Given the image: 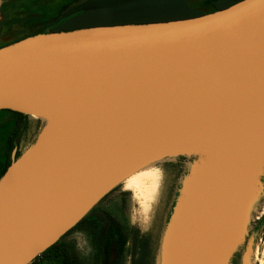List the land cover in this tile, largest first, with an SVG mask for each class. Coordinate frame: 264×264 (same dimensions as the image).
I'll return each instance as SVG.
<instances>
[{"label":"water","instance_id":"obj_1","mask_svg":"<svg viewBox=\"0 0 264 264\" xmlns=\"http://www.w3.org/2000/svg\"><path fill=\"white\" fill-rule=\"evenodd\" d=\"M5 110L59 121L18 169L14 149L0 180V264H31L158 154L217 131L245 139L262 130L264 0L2 47Z\"/></svg>","mask_w":264,"mask_h":264},{"label":"rangeland","instance_id":"obj_2","mask_svg":"<svg viewBox=\"0 0 264 264\" xmlns=\"http://www.w3.org/2000/svg\"><path fill=\"white\" fill-rule=\"evenodd\" d=\"M86 1L88 0H2L0 44L15 43L46 25L47 29L43 34H49L64 17L70 15ZM201 2L202 0H192L197 8L204 9ZM25 121V130L19 133L14 142V149L20 153V158L14 165L35 150L43 128L42 122L31 116H27ZM14 126L13 115L0 111V163L3 162L2 156L7 148V139ZM231 148L234 147L222 144L212 149L205 143L186 153L165 156L148 167L153 174L157 173L156 192L150 199L144 202L138 198L135 191H130L124 185H119L96 208L110 212L130 228L139 229L149 239L154 254V264H157L164 242L171 244L173 236L177 235L178 230L181 233L183 228L181 221L183 213L181 212L186 200L194 195L195 190L198 191L196 187L204 185L203 180L206 177L209 178L208 174L217 173L219 160L222 158L219 154H222L223 151L227 154ZM259 159L253 170L254 190L255 193L262 191L264 195V146ZM191 202L194 203V201ZM263 206L264 197L259 204L262 215L259 219L256 217L251 221L244 233L236 236V243L231 251L226 252L227 254L222 253V262L224 261L222 264H238L237 259L233 263V256L236 254L248 256L250 258L248 264H264ZM221 227L225 226L221 224ZM220 229L210 233L215 237L211 247L216 250L218 249L216 238H224L225 242L229 239V234H225V236L217 234ZM71 230L65 240L75 245L84 264H94V250L90 235L84 231ZM184 258L185 255L182 257L181 253V263ZM130 262L131 259L128 264Z\"/></svg>","mask_w":264,"mask_h":264},{"label":"trees","instance_id":"obj_3","mask_svg":"<svg viewBox=\"0 0 264 264\" xmlns=\"http://www.w3.org/2000/svg\"><path fill=\"white\" fill-rule=\"evenodd\" d=\"M242 1L244 0H202V9L197 8L192 0H88L68 15L71 17H64L50 33L188 20L228 9ZM46 29L47 25L26 38L43 34ZM8 45L11 44H0V48ZM1 112L12 114L15 126L9 134L7 148L2 156L3 162L0 163V180L14 163V142L19 133L25 130L27 117L7 110ZM19 158L20 153L17 151L15 160ZM72 230L84 231L90 235L94 264H128L130 259V264H154L149 239L139 229L130 228L108 211L93 208ZM68 233L31 264H84L75 245L65 240ZM243 257L244 254L234 255L233 263L237 259L238 264H243Z\"/></svg>","mask_w":264,"mask_h":264},{"label":"bare ground","instance_id":"obj_4","mask_svg":"<svg viewBox=\"0 0 264 264\" xmlns=\"http://www.w3.org/2000/svg\"><path fill=\"white\" fill-rule=\"evenodd\" d=\"M31 117L40 120L43 125L35 148L39 149L52 135L59 124V121L56 117L51 115H31ZM262 125H264V120L263 124L261 123L260 125L262 128V130L259 131L260 133L258 132L255 136H250L245 139L234 137V135L222 136V131H217L216 133L206 134L195 140L172 147L134 169L120 181L118 186L124 185L128 190L135 191L138 198L144 200L145 202L153 196L157 187V173L155 172L156 175L153 174L148 168L149 165L161 160L165 156L186 153L188 150L197 148L198 146H201V144L205 143L207 147L212 149L222 144L234 147L231 148V151L227 154L224 151L222 154H219L222 158L219 160L220 162L217 173L208 174L207 176L209 178L206 177L203 180V182H205L204 185L196 187L198 188V191L195 190L194 192V195L201 194L200 196H197L198 200H196V203H198V207L201 209L203 214L207 216V204L211 202L210 200H212V203L214 207L217 208V211L220 212V210H222L223 214L221 216V220L218 225H212V223L209 224L205 220L203 222L204 225L200 227V229H202V233L200 235L194 234L187 242V244L191 246L193 257L195 258H197V250L200 246L208 247L207 250L203 251L201 257L199 256L200 261H193L192 264H222L224 262H222V253L225 254L226 252L231 251L236 243V236L244 233V231L247 230L249 223L256 217L259 219L262 215L260 212L261 210L259 209V204L264 195L262 191L255 193V177L253 174V170L260 160L259 156L264 146V127H262ZM31 155L32 154L30 153L19 161L15 166L16 169L24 164ZM217 193L224 195L223 200H217ZM185 206L190 208L188 200H186L183 208L181 207L182 211L185 209ZM191 207L193 208L194 204L191 205ZM221 224L225 227H221ZM218 228L221 229L217 234L219 236L229 234V239L225 242L224 238H216L218 249H210L208 245L211 242V239H213V236L211 235L210 237L208 234H210L213 230H218ZM183 233V229L181 230V233L178 230L177 235L173 236L171 244H167L166 241L164 242L162 250L159 252L160 254L157 259V264L180 263L181 253L182 257L184 255V250L182 247L180 248L179 245L181 240L180 235H183ZM204 242L207 243L205 244Z\"/></svg>","mask_w":264,"mask_h":264},{"label":"flooded vegetation","instance_id":"obj_5","mask_svg":"<svg viewBox=\"0 0 264 264\" xmlns=\"http://www.w3.org/2000/svg\"><path fill=\"white\" fill-rule=\"evenodd\" d=\"M1 14L2 11H0V28H1ZM218 194V198L217 200H223L224 195L221 193H217ZM200 196L201 194H196V195H192L191 198H188V202L190 204V208H188V206H185V209L181 212L183 213L182 217H181V221L183 224V235H181V240H180V248L182 247V249L184 250V255L187 253L190 256V260L193 261H200V257L201 254L203 253L204 250H207V246H200L197 250V258L193 257V251L191 249V246L187 244V242L189 241L190 237H192L194 234L196 235H200L202 233V229H200V227H202L204 224L203 222L206 220L207 223L212 225H218V223L221 220V216H222V210H220V212L217 211V208L214 207L212 200H210L211 202H209L207 204L208 206V213L207 216H205L203 214V212L201 211V209H199L198 207V203H196V200H198L197 196ZM191 201H194L195 203H192ZM194 204V207L192 208L191 205ZM213 206V207H212ZM219 210V209H218ZM185 214V216H184ZM187 233V234H185ZM212 234H208V236L211 237ZM215 241V237L213 236V239H211V242L209 243V247L210 249L212 242ZM204 245V244H203ZM200 256V257H199Z\"/></svg>","mask_w":264,"mask_h":264}]
</instances>
